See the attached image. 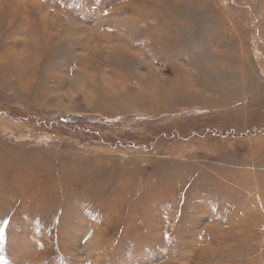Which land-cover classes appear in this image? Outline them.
<instances>
[{
	"label": "rangeland",
	"instance_id": "obj_1",
	"mask_svg": "<svg viewBox=\"0 0 264 264\" xmlns=\"http://www.w3.org/2000/svg\"><path fill=\"white\" fill-rule=\"evenodd\" d=\"M0 228V264H264V0H0Z\"/></svg>",
	"mask_w": 264,
	"mask_h": 264
},
{
	"label": "snow or ice",
	"instance_id": "obj_2",
	"mask_svg": "<svg viewBox=\"0 0 264 264\" xmlns=\"http://www.w3.org/2000/svg\"><path fill=\"white\" fill-rule=\"evenodd\" d=\"M104 15H107V12H105ZM2 239H3V229L0 228V240Z\"/></svg>",
	"mask_w": 264,
	"mask_h": 264
},
{
	"label": "clouds",
	"instance_id": "obj_3",
	"mask_svg": "<svg viewBox=\"0 0 264 264\" xmlns=\"http://www.w3.org/2000/svg\"><path fill=\"white\" fill-rule=\"evenodd\" d=\"M26 264H28V262H26Z\"/></svg>",
	"mask_w": 264,
	"mask_h": 264
}]
</instances>
